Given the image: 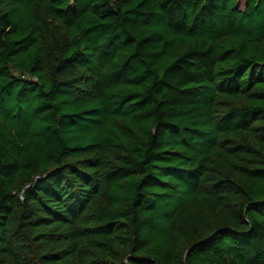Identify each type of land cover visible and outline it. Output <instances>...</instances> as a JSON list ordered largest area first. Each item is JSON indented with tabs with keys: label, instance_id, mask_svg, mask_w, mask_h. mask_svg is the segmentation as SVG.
Wrapping results in <instances>:
<instances>
[{
	"label": "trees",
	"instance_id": "16d2710c",
	"mask_svg": "<svg viewBox=\"0 0 264 264\" xmlns=\"http://www.w3.org/2000/svg\"><path fill=\"white\" fill-rule=\"evenodd\" d=\"M0 264H264V0H0Z\"/></svg>",
	"mask_w": 264,
	"mask_h": 264
},
{
	"label": "rangeland",
	"instance_id": "374dc122",
	"mask_svg": "<svg viewBox=\"0 0 264 264\" xmlns=\"http://www.w3.org/2000/svg\"><path fill=\"white\" fill-rule=\"evenodd\" d=\"M242 3H243V1L241 2V4H240V5H242Z\"/></svg>",
	"mask_w": 264,
	"mask_h": 264
}]
</instances>
